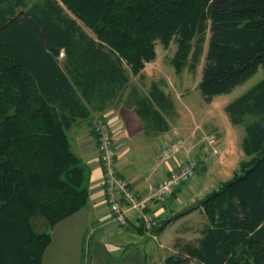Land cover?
<instances>
[{
	"label": "trees",
	"instance_id": "trees-1",
	"mask_svg": "<svg viewBox=\"0 0 264 264\" xmlns=\"http://www.w3.org/2000/svg\"><path fill=\"white\" fill-rule=\"evenodd\" d=\"M157 41L176 45L179 71L204 61L199 88L211 101L264 69V0H0V264H42L52 234L34 218L53 229L87 204L92 167L73 129L124 105L146 133L170 130L166 81L146 89L131 78ZM225 109L245 126L247 158L197 200L202 236L167 264H264V78Z\"/></svg>",
	"mask_w": 264,
	"mask_h": 264
},
{
	"label": "rangeland",
	"instance_id": "rangeland-1",
	"mask_svg": "<svg viewBox=\"0 0 264 264\" xmlns=\"http://www.w3.org/2000/svg\"><path fill=\"white\" fill-rule=\"evenodd\" d=\"M78 20L90 34L94 35L93 31L81 19ZM156 51V59L146 63L143 76L135 75L131 72L132 81L146 89L153 81L161 83H163L161 80L166 81V84H162L163 88L171 95L174 103L175 113L167 117L173 128L164 137H159L161 140L164 138L165 141L155 143L152 150L154 152V154L152 153V158H155V162L161 161L159 156L160 145H167L176 135L185 138L189 145L187 146L191 150L199 149L203 159H206L208 163L215 162L214 166H212L213 170H215L213 176L210 179L207 177L205 179L206 182H202V179L197 177L195 184L191 187L192 190H196L203 183L205 189L202 192V197H204L222 182L232 178L235 172L239 171L240 162L247 158L242 146L246 135L245 126L231 123L225 107L261 81L264 78V69L262 66L259 67V70L254 75L237 85L230 92L216 95L211 101H207L199 88L204 61L201 62L196 72H191L188 69L179 71L171 62L176 51L175 44L165 49L157 41ZM105 119L115 126V120L110 121L111 117L106 116ZM91 126L90 130H92ZM74 130L71 131L73 147L80 156H84L85 150L79 147V143L82 145L87 139L91 141L92 137L81 138L76 141ZM204 131L217 132L219 136V153L216 156L206 157L207 154L204 156L197 143L198 138ZM191 132L192 135H190ZM188 135L190 136L187 137ZM80 150L81 154L79 153ZM182 151H185V149ZM192 157L195 159L201 158L193 155ZM220 158L222 161H217ZM201 164L202 162L200 161L199 167ZM91 165L93 168V174L91 173V175H100V170L97 169L99 167L98 160L95 159ZM218 170L222 171V182L217 179L220 177ZM213 179L215 180L211 181ZM162 201L164 200H160V202ZM173 202L174 200L170 199L164 206L162 205V209L165 207L162 212L158 210L157 214H159L160 220L171 218L176 212L185 208V206L182 207L183 204L179 205L180 203L176 204ZM107 206V202L100 204L99 221L86 230L82 240L80 238L81 234L74 231L68 223H63L54 230L47 226L45 217H35L33 221L36 229L51 232L53 238L52 246L46 252L44 264H97L98 259L103 261V264H167V257L182 254L180 247L183 244L187 242L196 243L198 241L202 236L201 230L207 222V216L198 207L174 218L156 237L144 233L139 235L135 232V236H119L122 226L115 223L110 225L106 223V220L111 217ZM174 208L176 209L175 211L173 210ZM94 227L96 231H92ZM68 237L70 239H66ZM87 240L89 245H91V254H89ZM92 244H95L97 252H93ZM185 264L197 263L195 259L190 258Z\"/></svg>",
	"mask_w": 264,
	"mask_h": 264
},
{
	"label": "crops",
	"instance_id": "crops-1",
	"mask_svg": "<svg viewBox=\"0 0 264 264\" xmlns=\"http://www.w3.org/2000/svg\"><path fill=\"white\" fill-rule=\"evenodd\" d=\"M105 116L111 117L112 119H110V121L115 120V126L114 124L112 125V123L111 125H112L113 140L117 150L116 165H117L118 173L119 175L129 180L131 186L135 189L137 195L140 198L149 197L151 193L158 187L159 182L165 176H167L172 169L180 166L181 163L188 158V156L193 155L196 156L197 158L201 157V153L199 152V149L197 150L195 148L191 150V148L188 147L189 145L187 143L188 146L186 145L185 151H180L179 153L175 154L173 157H171L168 160L155 162L154 161L155 158L154 159L152 158V153L154 154V152L152 151L153 146H155V143H158V141H165L164 138L161 140L159 139V137H164L166 133H169L171 131L173 125L171 124L170 121L169 122L171 128L169 131L162 133H146L144 131L143 124L139 116L135 113L133 109H129L124 105H118V106L114 105L110 107L108 112H106ZM90 126L91 124L87 123L75 128L73 132L74 138L76 139V141H78L81 138L87 139L88 137H92L91 141L87 139V141L84 144L82 143L81 145L79 143V147L82 150H85V154H84L85 157L84 156L82 157L90 165L95 161V159L98 160L99 167L97 169L100 170L101 174L91 175L90 196L87 204L75 214L60 221L53 228L54 230H56V228L62 225L63 223H68L69 226H71L74 231H77L79 232V234H81L80 235L81 240L84 238L86 230L89 227L91 228L93 225L96 224L97 221H99L100 204L102 202L105 203L107 202L104 184H103V177H102L103 168L100 162L98 141L93 130H90ZM190 135H192V132L190 133ZM190 135H188L187 137H189ZM220 144H221V137H220ZM160 146H161L160 148L163 147V145ZM79 153L81 154V150ZM199 160L202 162V164L200 167H198L196 175L190 182L185 183L179 188H177L168 199L162 202L155 200L149 201L146 204V209L149 210L151 209L157 213L159 211L162 212L164 210L165 207L162 209V205L164 206L165 203L170 199L174 200L176 204L180 203L179 205L183 204L182 207L183 206L186 207L189 204L195 202L196 200L202 198V192L205 189V185L202 183L201 184L202 186L198 187L196 190H192L191 187L195 184L197 177L198 178L200 177L202 179V182H206L205 179L207 177H209L210 179L213 176L215 170H213L212 166H214L215 162L213 161L212 163H208V161H206V159H203L202 157ZM217 161L221 162L222 160L220 158ZM218 173L220 174L219 178L221 179L219 178L217 179L220 180L219 182H222L223 180L221 176L222 171L220 170ZM214 180L215 179L211 181ZM107 207L109 208L108 212L111 214L109 205ZM173 210L175 211L176 209L174 208ZM108 220H106L107 224L109 225L113 224V223H108L107 222ZM119 232H121V234H118L119 236L128 235L129 237H131L130 235L135 236L134 232L139 235L144 233L147 235H153L154 237L158 235V234H154L153 232L151 233L144 230L135 219L133 212L129 213V224L126 226H122L121 231ZM66 239H70V238L68 237ZM52 243H53V238L46 252L52 246ZM87 244L89 246V254H91L90 251L91 245H89L88 240H87ZM92 245H93V252H97V248L95 244ZM46 252L42 264H44V262L46 261ZM97 264H103V261L98 259ZM124 264H128V263H124Z\"/></svg>",
	"mask_w": 264,
	"mask_h": 264
},
{
	"label": "built area",
	"instance_id": "built-area-1",
	"mask_svg": "<svg viewBox=\"0 0 264 264\" xmlns=\"http://www.w3.org/2000/svg\"><path fill=\"white\" fill-rule=\"evenodd\" d=\"M92 128L98 141L100 162L103 168V184L106 201L110 207L111 217L108 223L119 226L129 224V213L133 212L139 225L148 232L160 224L157 213L146 209V204L151 200H166L172 193L185 183L190 182L200 165V160L192 155L172 169L160 182L158 187L147 198H140L129 180L119 175L116 165L117 150L113 140L112 130L107 121L102 118H94ZM201 151L206 157L216 156L219 153V136L217 132L204 131L197 141ZM187 141L181 136L174 137L160 150L161 161L173 157L185 149ZM93 228L92 231H94Z\"/></svg>",
	"mask_w": 264,
	"mask_h": 264
},
{
	"label": "water",
	"instance_id": "water-1",
	"mask_svg": "<svg viewBox=\"0 0 264 264\" xmlns=\"http://www.w3.org/2000/svg\"><path fill=\"white\" fill-rule=\"evenodd\" d=\"M199 206H200V204H199L198 202H195V203H193V204H191V205L185 207L184 209H182V210L176 212V213L174 214V216H172V218L179 217L180 215H183V214H185V213H187V212H190L191 210H193V209H195V208H198Z\"/></svg>",
	"mask_w": 264,
	"mask_h": 264
}]
</instances>
